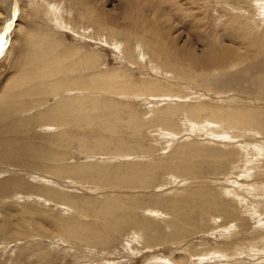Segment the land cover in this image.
I'll list each match as a JSON object with an SVG mask.
<instances>
[{"label":"rangeland","instance_id":"obj_1","mask_svg":"<svg viewBox=\"0 0 264 264\" xmlns=\"http://www.w3.org/2000/svg\"><path fill=\"white\" fill-rule=\"evenodd\" d=\"M242 1L0 0V33L9 22L0 41V112L22 108L0 119L9 124L0 128L9 131L0 135V264H147L151 257L165 258L158 264H264V131L251 126L252 119L264 126V0ZM244 31H259L262 40L249 47ZM245 51L256 59L234 55ZM44 54L62 64L49 78L27 65ZM213 56L221 63L209 69ZM51 80L63 87L31 92ZM16 82L27 87L21 96L5 93ZM73 96L79 101L70 104L67 124H17L30 108L24 101L44 111L64 97L76 102ZM148 98L152 105L140 101ZM65 109L51 118L61 120ZM164 110L174 113L158 114ZM164 128L178 138L161 148L151 132ZM199 193L211 200L185 202ZM113 200L125 211L122 222L96 230L103 203ZM187 204L190 217L168 214ZM222 210L229 221L217 216ZM150 237L157 242L148 248Z\"/></svg>","mask_w":264,"mask_h":264},{"label":"bare ground","instance_id":"obj_2","mask_svg":"<svg viewBox=\"0 0 264 264\" xmlns=\"http://www.w3.org/2000/svg\"><path fill=\"white\" fill-rule=\"evenodd\" d=\"M243 1H249V0H243ZM242 1V2H243ZM245 2H243V4H244ZM264 3V2H263ZM242 4V3H241ZM247 4H249V3H246V6H247ZM261 4V3H260ZM253 5H255V4H253ZM56 7V6H55ZM58 8V7H57ZM57 11L59 10V9H56ZM55 11V10H54ZM56 11V12H57ZM54 14V13H53ZM59 14V13H58ZM56 15V14H55ZM256 15H257V13H256ZM59 16V15H58ZM258 16V15H257ZM260 16V15H259ZM264 17V16H263ZM256 18H258V17H256ZM260 18V17H259ZM216 19V18H215ZM263 19V18H262ZM55 22V21H54ZM62 22V21H61ZM259 23H260V21H259ZM258 23V24H259ZM263 24V23H262ZM261 25V24H260ZM257 26H259V25H257ZM61 27V26H60ZM264 30V29H263ZM238 31V30H237ZM239 32V31H238ZM237 33V32H236ZM255 33H256V35H258V36H255L254 34L253 35H250V34H248L247 35V33H246V31H244L243 33H242V37L243 38H245V39H247V41H248V45L247 46H249V47H251L254 43H256V42H258V41H261L262 40V37H263V35L262 34H260L259 33V31H255ZM237 35L238 34H236V37H237ZM31 38V37H30ZM235 38V37H234ZM37 39V38H36ZM237 39V38H236ZM253 39H255V41L253 40ZM244 44V43H243ZM255 45V44H254ZM48 46V45H47ZM236 46H237V44H236ZM37 47H39V46H37ZM253 47V46H252ZM46 49V48H45ZM228 49H230V48H228ZM237 49H238V47H237ZM242 49H244V48H242ZM241 49V50H242ZM38 50H39V48H38ZM254 50V49H253ZM252 50V51H253ZM230 51V50H229ZM236 51H238L239 52V49L238 50H236ZM35 55H39V54H41L42 52H40L39 54L37 53V52H39V51H37V50H35ZM231 52V51H230ZM241 53H243V52H241ZM241 53H232V54H234V55H236V57L237 58H239L240 60H242V62L244 61V62H246V61H248V60H250V61H252L253 62V60H255L256 59V57H255V54L253 53L252 55H251V52H247L246 53V51L244 52V54L242 55ZM230 54V53H229ZM141 57V56H140ZM218 56H213L212 58H211V60H210V62H209V65H207V64H205L206 66H208L209 67V69L210 68H214V67H216L217 65H219L221 62V60L219 61L220 63H218L217 61H215V59L217 58ZM232 57H233V55H232ZM231 57V58H232ZM28 58V57H27ZM19 59H20V57H19ZM233 59V58H232ZM235 59V58H234ZM241 62V63H242ZM230 63V62H229ZM235 63H236V61H235ZM234 63V64H235ZM36 65L37 66V68L39 67L40 69H41V72L40 73H35L34 74V76H43V77H52V76H54L55 75V73H56V71H57V69L62 65H57L58 63H55V60H54V57H50V55L49 54H44L42 57H33V60L31 61V60H29V61H27V65H29V66H31V65ZM234 64H232V65H234ZM229 65H231V64H229ZM237 65V64H236ZM203 66H204V64H203ZM206 66H204V67H206ZM198 67L201 69L202 68V66L201 65H198ZM34 68V67H33ZM76 69V68H75ZM206 69V68H205ZM39 72V71H38ZM34 73V72H33ZM66 73V72H65ZM17 74V73H16ZM24 74V73H23ZM18 76H19V74H17ZM33 77V76H32ZM32 77H30V78H32ZM107 78V77H106ZM109 78V77H108ZM40 79V78H39ZM56 79V78H55ZM37 81V80H36ZM39 81V80H38ZM37 81V82H38ZM40 81H42V80H40ZM44 81V80H43ZM105 81H106V79H105ZM57 85L59 88H62L63 87V85H61V84H59V81H56V80H51L50 81V83H48V82H44V83H42V84H40V85H37V86H35V87H33L32 89H31V92L33 91H35V92H37V91H44V90H46L49 86H54V85ZM260 86V85H259ZM261 86H263L264 87V82H262L261 83ZM27 87H23V86H20L17 82L16 83H14V84H12V85H10V86H7V88H6V90H5V93H8V92H12V93H17V95L16 96H18V97H20L21 96V92H23V90H25ZM94 88V87H93ZM72 91V90H71ZM29 92V91H28ZM34 92V93H35ZM27 94V93H26ZM29 94V93H28ZM58 94V93H57ZM13 96H15L14 94H13ZM7 97V96H6ZM57 97V96H56ZM4 96H2V98L0 99V101H5L4 99ZM135 98V97H134ZM138 98V97H137ZM145 98H147V97H145ZM64 99H67V97H64L63 99H60L59 101L60 102H58V105L57 106H51L50 108H47V110H44V111H40L38 108L40 107H42V105H44V104H39V105H31L30 103H28V102H26V101H24L25 103H26V105L28 106V107H30L28 110H26L23 114H22V116L21 117H19V119L21 118V121H20V123H17V124H33L34 122H35V119L36 120H43V121H47V122H49V125L51 124V127H54V125L53 124H67L68 123V120L67 119H65L64 118V116L65 115H67V112H69L70 111V108H71V106H70V104L72 105V107H75V104H77V102L79 101V98L77 97V98H74V96H73V98L72 99H74V101H76V102H74V103H71L69 100V102H67V101H65ZM155 99V98H154ZM153 98L152 99H150V98H148V99H140V101H142V102H144V103H154V100ZM136 100V99H135ZM172 100V99H171ZM162 101V100H161ZM19 102V101H18ZM173 102V101H172ZM179 102H181V101H179ZM240 102V101H239ZM159 104V103H158ZM255 104V103H254ZM6 105V104H5ZM21 105V104H20ZM25 105V104H24ZM146 105V104H145ZM145 105H143V106H145ZM148 105V104H147ZM152 105V104H151ZM21 107V106H20ZM25 106H23V108H24ZM65 107H67L66 109H65ZM77 107V106H76ZM150 107V106H149ZM7 108V107H6ZM26 108V107H25ZM43 108V107H42ZM151 108V107H150ZM65 109V111L63 112V118L61 119V120H59V121H54L52 118H51V116L56 112V111H58V112H61V111H63ZM205 109H210V108H202V109H200V111H203V110H205ZM9 110V109H8ZM22 110V108H15L14 107V109H12V110H10V111H4V112H0V119H4V116L6 117V119L8 120V117L10 116V115H8L7 116V114H8V112H11V113H14V114H17L19 111H21ZM34 110H37L38 111V114L36 115V116H31V115H27V113L29 112V111H34ZM220 110V109H219ZM236 110V109H235ZM199 111V110H198ZM198 111H197V113H198ZM238 111H239V109H238ZM17 112V113H16ZM146 112V111H145ZM207 112V111H206ZM211 112V111H210ZM222 112V111H221ZM251 112H252V110H251ZM10 113V114H11ZM148 113V112H147ZM150 113V112H149ZM174 112L172 111V110H170V111H166V110H164L163 112H158V114L159 115H163L164 117L167 115V114H169V115H172ZM217 113V112H216ZM232 113V112H231ZM247 113H248V111H247ZM25 114V115H24ZM28 114H31V113H28ZM206 114V113H205ZM249 114V113H248ZM18 115V114H17ZM23 115L24 116H30V117H26V118H23ZM69 115H70V113H69ZM219 115V114H218ZM217 116V115H216ZM223 116V115H222ZM221 116V117H222ZM15 117V116H14ZM208 117V116H207ZM232 117H233V115H232ZM11 118H13V117H11ZM17 118V117H16ZM231 118V117H230ZM69 119H72V118H70V116H69ZM165 119H167V118H165ZM225 119V118H224ZM14 120H17V119H14ZM76 120H77V118H76ZM169 120V119H168ZM73 121V120H72ZM216 121V120H215ZM228 121V120H227ZM17 122H18V120H17ZM32 122V123H31ZM41 121H37L35 124L37 125L38 123H40ZM46 122V123H47ZM167 122V121H166ZM184 122V124H185V128H184V130H189V131H193V128L195 127V124H193V123H191V122H189V121H183ZM218 123H221L222 122V120H219V121H217ZM45 123V122H44ZM73 123H74V121H73ZM168 123V122H167ZM170 123V122H169ZM233 123V122H232ZM256 123V126H254V124ZM71 124V123H70ZM75 124H79L78 123V121H76V123ZM263 123H262V121L261 120H259L258 121V119L256 120V119H252L251 120V126L253 127H256L255 128V130H256V132L257 133H262L264 130H262V128H264V126L262 125ZM36 125H34L33 124V126H36ZM39 125V124H38ZM136 125L137 126H140V123H138V122H136ZM169 125H171V124H169ZM172 125H174V124H172ZM1 126L2 127H4V128H7L8 126H9V124H5L4 122H3V124H1L0 123V128H1ZM46 127H47V125H46ZM253 127V128H254ZM12 129H13V131H16V130H18V128H17V125H12V127H11ZM45 128V127H44ZM46 129V128H45ZM257 129H259V130H257ZM169 130V128H164V129H158V130H156V131H154V133H152L151 132V135L153 136V138L154 137H158V138H161L160 140H162V142H163V144H161L162 146H161V148H163V147H166V146H168V144H169V141L170 140H172V139H176V138H178V136H177V134H173V132H169L168 131ZM171 130V129H170ZM151 131V130H150ZM7 132H9L7 129H3L2 130V132H0V135H3V134H6ZM223 132V131H222ZM179 134V133H178ZM213 134V133H212ZM220 134H221V132H220ZM187 135V134H186ZM211 135V134H210ZM215 135V134H214ZM222 135V134H221ZM212 136V135H211ZM214 137V136H213ZM215 137H217V136H215ZM225 137L226 136H224V139H225ZM156 138H154V139H156ZM222 138V137H221ZM229 138V137H228ZM216 139V138H215ZM158 140V139H157ZM219 140V139H218ZM221 140V139H220ZM243 140V139H242ZM241 140V142L243 143V141ZM7 142H9L8 140H6ZM176 141V140H175ZM227 141V140H226ZM171 142V141H170ZM222 142V141H221ZM229 144H231V143H229ZM238 144H239V142H238ZM235 145H236V143H235ZM16 146V148H15V150H19V151H21V150H23V146L22 147H20L21 145H18V144H16L15 145ZM247 147V145H242V147H244V149ZM250 146V145H249ZM248 146V147H249ZM247 147V148H248ZM251 147H253V145L251 146ZM20 148H22V149H20ZM101 148H103V147H101ZM246 148V149H247ZM241 149H243V148H241ZM248 149H250V148H248ZM36 149H35V147H34V151H35ZM253 150H255L254 149V147H253ZM27 151H30L31 152V154L32 155H34L35 153L32 151V146L27 150ZM248 151V150H247ZM232 152H234V151H232ZM237 152V151H236ZM253 152V151H252ZM255 152H256V150H255ZM195 153V152H194ZM212 153V152H211ZM239 153V152H238ZM259 153V152H258ZM250 154V153H249ZM254 154V153H253ZM198 155V154H197ZM200 155V154H199ZM198 155V156H199ZM216 155H219L218 153H216ZM226 155H227V153H226ZM248 155V154H247ZM119 156H121L122 158L121 159H125L126 157H130V155H119ZM191 156V155H190ZM193 156V155H192ZM197 156V157H198ZM205 156V155H204ZM219 156H221V155H219ZM238 156V155H237ZM256 156V155H255ZM124 157V158H123ZM206 157V156H205ZM209 157V156H208ZM230 157V156H229ZM261 157V156H260ZM114 158H117L118 159V157H115L114 156ZM193 158V157H192ZM223 158V157H222ZM198 159V158H197ZM211 159V158H210ZM226 159V158H225ZM193 160V159H192ZM217 160V159H216ZM250 160V159H249ZM216 162V161H215ZM225 162V161H224ZM252 162V161H251ZM202 164V163H201ZM200 164V165H201ZM230 165V164H229ZM202 166V165H201ZM206 168H208V167H211V165H210V163H206ZM203 167V166H202ZM239 168V167H238ZM143 169V168H142ZM196 168H194V170H195ZM205 169V168H204ZM199 170H200V168H199ZM234 170H236V169H234ZM144 171V170H143ZM198 173H199V171L198 170H196ZM201 171V170H200ZM241 171V170H240ZM146 170H145V176L147 175L146 174ZM202 172V171H201ZM241 172H243V170L241 171ZM247 172H249V171H247ZM246 172V173H247ZM142 173H144V172H142ZM245 173V172H244ZM144 175V174H143ZM42 178V177H41ZM40 178V179H41ZM118 179H119V177H118ZM125 180H127L126 178H124ZM120 180H121V176H120ZM119 180V181H120ZM146 180V179H145ZM144 180V181H145ZM168 180H171V178L170 179H168ZM118 181V180H117ZM235 184V183H234ZM246 184V183H245ZM248 186V185H247ZM248 187H251L250 185L248 186ZM248 187H246V189H248ZM244 188V187H243ZM249 190H250V188H249ZM235 191V190H234ZM233 191V192H234ZM242 191V190H241ZM247 191V190H246ZM235 193V192H234ZM246 193V192H245ZM227 195V194H226ZM237 195V194H236ZM235 196V195H234ZM243 197V196H242ZM184 200H185V202H192V203H197V202H200V201H202V200H205L206 202H208V201H210L211 200V196H208V195H206V196H203V195H201L200 193L199 194H188V195H186V197L184 198ZM113 201H115V200H113ZM118 205H120L118 202H109V203H103V206L105 207V210L102 212L104 215H102L103 216V222L101 223V225L99 226V227H97L96 228V230L98 229L99 231H106V229L104 230V229H102L103 228V226H105L107 229H109L111 226H113V225H118V223L120 222H122V220L119 218V217H124V214H125V211L122 209V208H120V207H118ZM242 205V204H241ZM195 206H196V209L198 210V211H201L202 210V208L200 207V205L199 204H195ZM239 207V206H238ZM224 208H228V207H223V209ZM139 209L140 210H142V211H144L145 210V208L144 207H139ZM229 209V208H228ZM172 211H173V213H172ZM248 211H251V210H248ZM154 212V214L155 215H158V213H159V211H153ZM192 212H193V209H192V205H189V204H187L185 207H183L182 209H176V208H173L172 210H171V212H168V214H170V215H177V216H181V217H190V215L192 214ZM152 213V212H151ZM161 213V212H160ZM159 213V214H160ZM233 213V212H232ZM244 213V212H243ZM215 214V213H214ZM217 214V216H219V215H221L224 219H228V218H230V212L228 211V210H222L221 212H217L216 213ZM234 215V214H233ZM255 215V214H254ZM166 216V215H165ZM239 216V215H238ZM167 217V216H166ZM234 217V216H233ZM258 217H259V215H258ZM232 218V217H231ZM234 218H236V217H234ZM212 219H214V217L212 216ZM233 219V218H232ZM256 219V218H255ZM230 219H228L227 221H229ZM239 220V219H238ZM241 220V219H240ZM243 220V219H242ZM246 220V219H245ZM232 221V220H231ZM236 221H237V219H236ZM178 222V221H177ZM177 222H174V223H172V227L173 228H176L177 230H176V232H177V234H182L183 233V229H182V227L180 228V227H178L179 225L177 224ZM243 222V221H242ZM246 222V221H245ZM228 223V222H227ZM239 223V222H238ZM262 223H264V222H262ZM149 224H150V222H149ZM229 224V223H228ZM230 224L232 225V223L230 222ZM229 224V225H230ZM235 224V223H234ZM234 224H233V226H230L231 228L232 227H234V229L236 228L235 226H234ZM121 225V224H120ZM150 225H153V224H150ZM120 227V226H119ZM238 228H239V226H238ZM229 230H231V229H229ZM98 231V232H99ZM233 231V230H232ZM237 231H239V230H237ZM94 232H95V230H94ZM97 232V231H96ZM107 232V231H106ZM115 232V231H114ZM131 232H133V231H131ZM131 232H129L130 233V235H131ZM176 232H174V233H176ZM230 232V231H229ZM110 231L108 232V233H104V234H102L101 235V237L100 238H98V241H97V247H102L103 246V243L105 244V242L107 241V239L108 238H110ZM127 232H124V233H122V235L123 234H125V235H127L126 234ZM263 233V232H262ZM90 234H92V233H90ZM89 234V235H90ZM134 234V233H133ZM234 234V233H233ZM93 235V234H92ZM84 236V235H83ZM83 236H82V238H83ZM88 236V235H87ZM135 236V235H134ZM89 237V239H90V237H91V235L90 236H88ZM132 237V236H131ZM140 237V236H139ZM144 237H145V233H143L142 235H141V238L142 239H144ZM245 237L246 236H244V239H245ZM94 238V237H93ZM96 238V237H95ZM94 238V239H95ZM149 238V237H148ZM97 239V238H96ZM134 239V238H133ZM140 239V238H139ZM92 240V239H91ZM135 240H137V239H135ZM152 240H154L153 238H151L150 237V239H145V241H150L151 243H147V246H148V248L149 247H151L153 244H156V242L157 241H152ZM130 241V240H129ZM183 241V240H182ZM185 241V240H184ZM183 241V242H184ZM254 241V240H253ZM253 241H252V243H253ZM262 242V241H261ZM255 243V242H254ZM257 243V242H256ZM259 244V243H258ZM242 245H244V244H242ZM263 245V244H262ZM107 246H109V245H107ZM141 246V245H140ZM245 246V245H244ZM258 247V246H257ZM242 248V247H241ZM246 248H247V246H246ZM249 248V247H248ZM239 249V248H238ZM250 250H251V248H249ZM261 249V248H260ZM242 250V249H241ZM240 250V251H241ZM252 250H255V249H252ZM252 250H251V252H252ZM257 251V250H256ZM256 251H253V252H255V254H257L256 253ZM259 251V250H258ZM262 251H264V250H262ZM239 252V251H238ZM244 252V251H243ZM242 252V253H243ZM220 255H221V253H219ZM224 255V254H223ZM219 256V255H218ZM217 255H211V260L214 258V257H218ZM180 256H177V257H175V258H179ZM203 257V256H202ZM222 257V256H221ZM225 257H227V256H225ZM231 257H232V255H231ZM258 257V256H257ZM260 257V256H259ZM152 258V259H151ZM150 259V261H148L147 262V264H158V258H153V257H151ZM189 258V257H188ZM200 258H201V256H200ZM200 258H196L198 261H200V260H202V259H200ZM237 258V257H236ZM186 259V258H185ZM241 259V258H240ZM251 259V258H250ZM258 259V258H257ZM163 261H166L165 260V258H161L160 260H159V262H163ZM219 261V260H218ZM228 261V260H227ZM254 261H256V260H254ZM261 261V260H260ZM169 261H167V263H168ZM177 262V261H176ZM193 263H195V261H193ZM240 263V262H239ZM257 263V262H256ZM256 263H254V264H256ZM259 263V262H258ZM169 264H173V263H169ZM175 264V263H174Z\"/></svg>","mask_w":264,"mask_h":264},{"label":"water","instance_id":"obj_3","mask_svg":"<svg viewBox=\"0 0 264 264\" xmlns=\"http://www.w3.org/2000/svg\"><path fill=\"white\" fill-rule=\"evenodd\" d=\"M11 19H12V18H11ZM8 24H9V22L6 23V24L4 25V27H3V31L0 33V41H1V39H2V35H3V33L5 32V30H6L7 26H8Z\"/></svg>","mask_w":264,"mask_h":264}]
</instances>
